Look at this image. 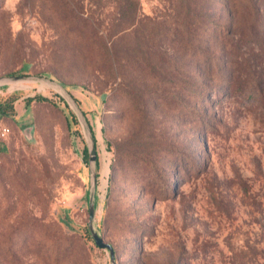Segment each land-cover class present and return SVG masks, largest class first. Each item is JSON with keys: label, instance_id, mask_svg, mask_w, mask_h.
<instances>
[{"label": "rangeland", "instance_id": "obj_1", "mask_svg": "<svg viewBox=\"0 0 264 264\" xmlns=\"http://www.w3.org/2000/svg\"><path fill=\"white\" fill-rule=\"evenodd\" d=\"M138 2L0 0V77L87 113L115 264H264V0ZM0 88V264H112L68 100Z\"/></svg>", "mask_w": 264, "mask_h": 264}, {"label": "water", "instance_id": "obj_2", "mask_svg": "<svg viewBox=\"0 0 264 264\" xmlns=\"http://www.w3.org/2000/svg\"><path fill=\"white\" fill-rule=\"evenodd\" d=\"M18 82H42L48 84L65 96L68 100L70 106L76 113L79 121L84 127L87 141V149L89 153V168H90V188H89V196H88V210H89V221H88V229L91 233V236L96 243V245L100 248L107 249L111 256L112 264L116 263L115 258V249L114 246L105 241L104 237L95 229V216H96V190H97V181H98V171H97V155H96V141L94 138V133L92 127L87 120V117L84 111L79 106L77 100L72 96V94L64 87L60 82L53 80L51 78L45 76L38 75H13V76H4L0 77V87L6 84L18 83ZM33 128V126L31 127ZM30 131V128L28 129ZM35 129L33 128L32 137L35 140L36 134Z\"/></svg>", "mask_w": 264, "mask_h": 264}, {"label": "trees", "instance_id": "obj_3", "mask_svg": "<svg viewBox=\"0 0 264 264\" xmlns=\"http://www.w3.org/2000/svg\"><path fill=\"white\" fill-rule=\"evenodd\" d=\"M133 4H135V8L137 10V5H139L138 0H132ZM203 17H206L205 15ZM20 96L19 94H16L14 92L10 93V92H6L5 90H3L2 88H0V122L4 119V118H13L14 120L15 118V113H16V102L19 100ZM48 98L46 96H43L41 94H37L34 95L32 97H27L26 98V103L30 104L32 101H38V102H42V101H47ZM73 114V113H72ZM85 114H87L85 112ZM73 119L75 120V122H77L75 115L73 114ZM87 120L90 123V120L87 118ZM91 125V124H90ZM92 127V125H91ZM34 128V127H33ZM93 130V128H92ZM94 133V130H93ZM27 138L32 140L33 137L31 134H26ZM94 138L96 141V136L94 133ZM7 144L6 142H4L3 140L0 139V153L5 152L7 150ZM82 160L84 162V164H87L89 161V153H88V149L86 147V145L83 146V150H82ZM97 171H98V177H99V163L97 165ZM98 200V198L96 197V201ZM88 231V229H87ZM89 232V231H88Z\"/></svg>", "mask_w": 264, "mask_h": 264}, {"label": "crops", "instance_id": "obj_4", "mask_svg": "<svg viewBox=\"0 0 264 264\" xmlns=\"http://www.w3.org/2000/svg\"><path fill=\"white\" fill-rule=\"evenodd\" d=\"M19 101V100H18ZM17 101V102H18ZM22 116V114L20 113V114H17L16 116H15V118L17 117V116ZM2 122V121H1ZM32 126L31 125H29V126H27L26 128H25V130H24V132H25V134H31L32 135V131H33V128H31ZM30 128V131H28V129ZM82 165L84 166V167H88V172H89V182H90V168H89V161H88V163L87 164H84V162H83V160H82Z\"/></svg>", "mask_w": 264, "mask_h": 264}, {"label": "built area", "instance_id": "obj_5", "mask_svg": "<svg viewBox=\"0 0 264 264\" xmlns=\"http://www.w3.org/2000/svg\"><path fill=\"white\" fill-rule=\"evenodd\" d=\"M2 135H5V133H2Z\"/></svg>", "mask_w": 264, "mask_h": 264}]
</instances>
